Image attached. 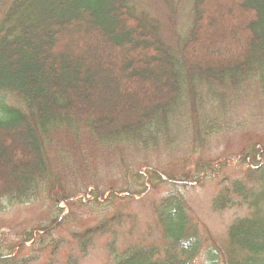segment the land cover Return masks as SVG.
<instances>
[{
    "label": "trees",
    "instance_id": "obj_1",
    "mask_svg": "<svg viewBox=\"0 0 264 264\" xmlns=\"http://www.w3.org/2000/svg\"><path fill=\"white\" fill-rule=\"evenodd\" d=\"M190 1V34L183 39L175 30L173 48L158 36L155 26L135 13L129 0L0 2V212L39 195L50 199L53 194L66 203L68 197H74L77 190L69 196L61 173H54L53 157L66 160L76 156L74 166L86 186L92 170L95 174L99 146L108 150L133 145L146 151L160 138L168 139L183 94L189 103L193 140L213 132L214 127L210 130V123L202 119L194 126V117H205L200 115L203 105L194 97V80L208 88L236 87L246 77L264 93V0H215L214 7L211 0ZM175 18L176 10L173 26ZM55 25L62 32L67 26L78 31L71 40L61 39ZM101 67L118 87L116 93L128 104L137 97L136 105L112 107L102 99L106 86ZM13 141L19 145L15 152L10 151ZM253 147L247 151L252 161L244 175L225 183L212 198L216 210L234 205L248 210L229 225L224 245L194 220L178 192L155 207L162 242L148 243L139 237L116 247L114 238L107 242L112 249L106 264H191L199 255L203 256L201 264H264V143L251 150ZM218 160H197L192 177H184L178 185L185 187L228 166L226 159ZM5 164L7 173L3 172ZM132 179L137 185L141 179L155 184L162 175L137 171ZM127 184L120 189L126 196L109 189L112 191L103 201L107 205L104 219L77 228L75 246L85 252L87 235L114 236V229L121 228L123 205L119 209L114 202L131 198L133 192ZM90 192L94 199L100 193ZM78 202L82 204L81 199ZM56 210L59 215L62 208ZM38 233V241H34V233L22 231L20 240L10 248L31 250L26 243L32 241L38 258L46 249V235ZM11 251L5 252L0 245V264H10L15 254Z\"/></svg>",
    "mask_w": 264,
    "mask_h": 264
},
{
    "label": "rangeland",
    "instance_id": "obj_2",
    "mask_svg": "<svg viewBox=\"0 0 264 264\" xmlns=\"http://www.w3.org/2000/svg\"><path fill=\"white\" fill-rule=\"evenodd\" d=\"M4 1L6 0L0 2ZM214 1L211 0L212 7ZM129 5L136 14L144 16L148 24L150 22L155 26L158 36L170 48L175 44L173 36L175 30L183 39H187L190 34L193 21L191 7L193 4L190 0H129ZM211 6L209 4L210 8ZM175 10L176 23L173 26L172 18ZM55 26L58 29L57 36L61 39L71 40L72 33L78 31L77 29L72 31L75 26H67L64 27L65 32H62L60 25ZM49 34L50 32L46 31V36ZM211 41L213 36L209 38L210 43ZM102 71L103 69L100 76L106 86L102 93L103 100L110 102L112 107L122 104L130 108L137 104V97L130 99L128 104L124 97L116 93L118 87H114L108 74ZM194 84L195 100L204 107V113L200 115L205 116L194 117V126L197 119L199 121L202 119L203 122L210 123L207 126L210 130L212 126L214 127L213 132L203 133L198 139L193 140L190 133L192 123L188 112L189 103L183 94L176 112L177 123L174 130L169 133L168 139L160 138L156 146L149 147L146 151L133 145H116L117 149L114 147L108 150L99 146L94 156L97 165L95 174L92 170L93 175L86 180V186L83 184L84 177L79 176L77 166H74L76 156L66 160L53 157L51 159V166L55 168L53 171L61 173L65 189L71 191H68L69 196L72 190H77V193L74 194L76 192L74 191V197H68L67 203L56 200L57 196L53 194L51 195L53 198L50 199L39 195L33 201L13 205L0 212V245L5 252L12 250L11 252L15 253L10 264H106L109 250L112 249L107 242H112L114 238L116 247L139 237H143L142 240L148 243H161L162 234L155 219V207L168 196H174L178 192L194 220L199 224L201 222L213 239L224 245L227 242L229 225L237 217L247 214L248 210L246 206L236 205L216 210L213 208L212 198L225 183L244 175L247 163L252 161L251 154L249 155L247 151L253 145L257 149L264 143V93L255 81L246 77L242 78L236 87L214 85L208 88V85H202L196 80ZM199 127L204 128L206 125L200 124ZM62 139L70 141L69 136L62 135ZM84 143L85 140L81 145ZM18 147V143L13 141L10 151L15 152ZM254 147L251 150H254ZM223 158L227 160L226 168L222 167L217 173H210L206 178L199 179L198 181L201 182H191L185 187L178 185L184 177H192L197 160L216 161ZM261 163H264V158ZM8 171L9 167L5 164L3 172ZM137 171L140 173L154 171V174L162 175V179L154 182L155 184H151L148 180L146 182L149 183L145 184L144 179H141L137 185L132 181L133 173ZM125 183H128L133 192L131 198L114 202L118 208L123 205L121 228L118 231L114 229V236L101 233L87 235L86 237L90 239L85 241L88 244L86 251H82L73 243L74 241L77 243L75 232L79 234L80 230L77 228L99 224V221L104 219L102 216L106 212L107 205L103 201L112 191L109 189L119 190L120 197L126 196L125 190L120 192V189H124ZM80 188H82L81 192ZM94 189L100 191L96 199L90 192ZM78 199L82 200L81 205ZM55 203L63 207L59 215ZM110 209L114 212L113 205H110ZM40 226L48 228L42 230ZM22 231L34 233L36 235L32 239L34 241H38L36 239L38 231L39 235H46L43 243L46 249L38 258H35L38 251L34 247L31 248L32 241L26 244L31 250L23 249L25 251L18 252L17 246L10 248L20 240L19 233ZM54 249H56L55 254L49 258ZM202 260L203 256L199 255L191 264H201Z\"/></svg>",
    "mask_w": 264,
    "mask_h": 264
}]
</instances>
